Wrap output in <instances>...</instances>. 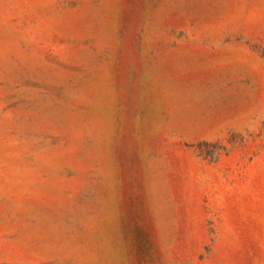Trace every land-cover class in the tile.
Here are the masks:
<instances>
[{"label": "rangeland", "instance_id": "obj_1", "mask_svg": "<svg viewBox=\"0 0 264 264\" xmlns=\"http://www.w3.org/2000/svg\"><path fill=\"white\" fill-rule=\"evenodd\" d=\"M0 264H264V0H0Z\"/></svg>", "mask_w": 264, "mask_h": 264}]
</instances>
